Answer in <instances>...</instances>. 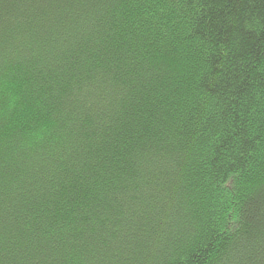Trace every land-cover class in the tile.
Listing matches in <instances>:
<instances>
[{
  "label": "trees",
  "instance_id": "obj_1",
  "mask_svg": "<svg viewBox=\"0 0 264 264\" xmlns=\"http://www.w3.org/2000/svg\"><path fill=\"white\" fill-rule=\"evenodd\" d=\"M0 264H264V0H0Z\"/></svg>",
  "mask_w": 264,
  "mask_h": 264
}]
</instances>
